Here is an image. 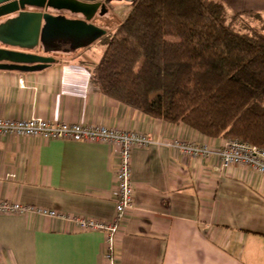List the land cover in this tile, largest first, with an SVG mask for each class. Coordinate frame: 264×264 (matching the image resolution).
<instances>
[{
	"label": "crops",
	"instance_id": "0c3cea01",
	"mask_svg": "<svg viewBox=\"0 0 264 264\" xmlns=\"http://www.w3.org/2000/svg\"><path fill=\"white\" fill-rule=\"evenodd\" d=\"M218 1L230 14L264 19V0ZM12 27L0 46L25 50L11 38ZM98 43L57 51L59 61L41 70L0 69V118L103 124L152 138L132 151L135 206L118 235L119 264H264V177L250 166L223 167L216 156L170 148L174 139L213 148L226 139L151 117L101 92L92 80L105 49ZM119 161L116 144L0 136V200L110 222ZM105 237L67 219L0 213V264H104Z\"/></svg>",
	"mask_w": 264,
	"mask_h": 264
},
{
	"label": "trees",
	"instance_id": "16d2710c",
	"mask_svg": "<svg viewBox=\"0 0 264 264\" xmlns=\"http://www.w3.org/2000/svg\"><path fill=\"white\" fill-rule=\"evenodd\" d=\"M227 13L218 0H137L97 40L93 83L151 117L264 149V30Z\"/></svg>",
	"mask_w": 264,
	"mask_h": 264
},
{
	"label": "built area",
	"instance_id": "2783aa9c",
	"mask_svg": "<svg viewBox=\"0 0 264 264\" xmlns=\"http://www.w3.org/2000/svg\"><path fill=\"white\" fill-rule=\"evenodd\" d=\"M0 136H24L43 139H69L116 144L120 147V161L116 170L118 198L116 215L110 222H101L87 216H71L57 209L11 200H0V213L39 215L70 220L81 230H99L106 234L103 251L104 264H119L118 235L127 211L135 206V184L132 178V151L148 147L152 142L147 134L103 124L52 122L41 117L29 119L0 118ZM170 148L195 158L216 156L223 167L246 165L264 177V149L237 139H226L224 145L213 148L196 141L174 139L166 143Z\"/></svg>",
	"mask_w": 264,
	"mask_h": 264
},
{
	"label": "water",
	"instance_id": "95a60500",
	"mask_svg": "<svg viewBox=\"0 0 264 264\" xmlns=\"http://www.w3.org/2000/svg\"><path fill=\"white\" fill-rule=\"evenodd\" d=\"M113 1L122 0H0V18L16 14L0 23V37L13 25L11 38L25 45V50L0 46V69L41 70L59 61L52 55L57 51L69 53L92 45L108 32L94 18L113 9ZM127 1L129 12L137 0Z\"/></svg>",
	"mask_w": 264,
	"mask_h": 264
},
{
	"label": "rangeland",
	"instance_id": "374dc122",
	"mask_svg": "<svg viewBox=\"0 0 264 264\" xmlns=\"http://www.w3.org/2000/svg\"><path fill=\"white\" fill-rule=\"evenodd\" d=\"M124 1V0H122ZM122 1H115L114 4L116 5L115 8L109 10V12L105 15H99L97 14L94 18V22L99 24L100 26H103L107 29L108 33H112L116 30L117 26L119 25L120 21L125 18L127 15L128 9H122L120 4L122 5ZM127 1V0H125ZM124 3V2H123ZM118 5V6H117ZM115 9V10H114ZM229 21L234 22V26L236 28L247 30L249 29V25L255 26L257 28H260L261 30H264V19H262L257 14H244L238 17V21L242 23L243 25H239L237 23V11L234 13H227ZM99 42V41H98ZM97 41L93 43L92 48H98L100 47L99 43ZM91 46L85 47V48H91ZM102 47V46H101ZM57 54V53H55Z\"/></svg>",
	"mask_w": 264,
	"mask_h": 264
},
{
	"label": "flooded vegetation",
	"instance_id": "af4514ba",
	"mask_svg": "<svg viewBox=\"0 0 264 264\" xmlns=\"http://www.w3.org/2000/svg\"><path fill=\"white\" fill-rule=\"evenodd\" d=\"M123 2H124V3H123ZM121 3H122V5L120 4L121 8H122V9H125V10H127V9L130 7V5H131V1H125V0H124V1H122ZM115 6H116V5L114 4V1H113V2H112V7L115 8ZM117 6H118V5H117ZM108 12H109V11H108ZM108 12H107V13H108ZM107 13H106V14H107ZM79 16H81V15H79Z\"/></svg>",
	"mask_w": 264,
	"mask_h": 264
}]
</instances>
